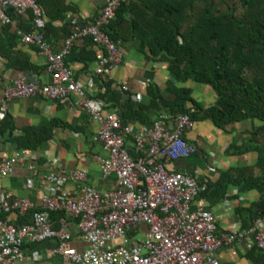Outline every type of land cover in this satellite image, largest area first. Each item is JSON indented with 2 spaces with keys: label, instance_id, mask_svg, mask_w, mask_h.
Segmentation results:
<instances>
[{
  "label": "built area",
  "instance_id": "2783aa9c",
  "mask_svg": "<svg viewBox=\"0 0 264 264\" xmlns=\"http://www.w3.org/2000/svg\"><path fill=\"white\" fill-rule=\"evenodd\" d=\"M126 1L105 0L93 20L76 25L61 50L53 51L43 36L44 13L34 0H0V26L12 23L9 8L19 15L30 12V30H18V34L22 42L36 45L45 55L50 73L44 84L16 78L6 86L0 101V123L11 99L41 96L65 102L74 95L97 124L93 138L105 154L100 161L102 176L115 180L110 189L80 186L76 198L65 188L66 182H83L87 169H74L68 176L48 171L43 175L39 208L27 198L1 194L0 213L6 218L0 219V264H219L216 251L248 235L258 249H264V215L243 229L218 236L213 212L192 208L193 199L207 189V183L186 171L167 169L169 162L195 152L185 136L193 126L189 113L161 111L151 125H123L116 111L103 110L102 101L94 98L88 79L108 80L123 60L105 28ZM87 36L92 41L95 67L77 78L65 60L74 40ZM119 86L126 90V81ZM133 99L140 101L142 95L135 93ZM193 111L191 108L190 113ZM31 158L22 149L0 158V175H8L18 161H26L27 168L37 175L39 170ZM28 210L33 211L31 221L16 225L11 216ZM56 211L69 218H61L57 227L51 218ZM141 224L146 225L144 231L139 230ZM48 239H55L56 245L43 250L27 247ZM77 239L81 245L74 243Z\"/></svg>",
  "mask_w": 264,
  "mask_h": 264
},
{
  "label": "crops",
  "instance_id": "0c3cea01",
  "mask_svg": "<svg viewBox=\"0 0 264 264\" xmlns=\"http://www.w3.org/2000/svg\"><path fill=\"white\" fill-rule=\"evenodd\" d=\"M64 1L74 11H68L64 21L54 22V25L59 27L61 24L70 22L71 31L80 26V23L84 24L86 21L93 20L105 3V0ZM7 14L12 23L0 32V101L4 88L13 79L26 80V71L35 77L37 83L44 84L50 79L45 55L36 45L22 42L18 34V30L22 33L30 30V12L19 15L9 8ZM75 21L76 24H73L72 22ZM3 26H0V29ZM124 32V37L116 41L123 54V60L111 73L109 78L111 87L121 91L122 101L134 100L135 93L142 95V101L146 97V89L150 83L157 84L165 94L173 95L181 84L171 80L167 63L149 60L146 56L148 51L143 47L141 40L131 36L127 29ZM56 36L58 35L49 37L46 41L53 51H59L63 46L64 39L56 38ZM87 38L89 37L75 39L71 49L78 53L76 51L86 47ZM15 53L27 56L31 67L18 69L11 66L8 55L13 56ZM68 65L75 76L81 78L86 71H92L95 60L84 69L80 62H70ZM88 80L92 83L91 90L94 98L100 99L97 95L104 91V88H101V79L94 77ZM122 81H126V90H122L119 86ZM185 85L191 88L192 96L202 107L213 104L215 94L209 86L191 81H187ZM100 100L102 109L105 111H116V108H119L118 104H114L115 108H110V103H114L113 100L112 102L108 99ZM262 124L264 121L248 119L220 129L209 120L193 121V126L185 136L187 141L195 147V152L188 157L169 162L166 167L168 170L186 171L197 181L206 182L208 187L215 186L222 172L235 175L239 168L249 167L254 176L264 177V169L256 166L260 152H264V131L254 133V130ZM48 125L53 126L51 137L42 141L37 149L24 150L32 157V163L39 170L38 174L34 176L31 173L26 161L16 162L8 175H0V195L9 193L24 197L39 208L44 186L43 175L46 172L53 171L68 176L72 170L81 168L87 169L86 179L83 182L68 180L65 185L73 197L77 198L80 194V186L89 185L99 190L115 186L113 176L107 178L102 176L100 161L105 154L101 143L93 138L97 124L91 120L74 95L65 102H56L41 96L11 99L8 102L6 117L0 123V158H9L13 155L17 149L11 140L23 135L25 128ZM134 126H137V123H134ZM127 145L129 149H132L129 140ZM260 186L261 188L258 185L245 189L244 182H228L222 197L216 198L214 192L198 195L192 201V208L213 212L215 234L218 236L232 229H243L252 221L251 218L263 213L264 183ZM11 217L16 221V215ZM73 232L76 234L74 228ZM74 243L81 245L78 239L74 240ZM255 247L250 235L240 237L233 244L216 251L218 262L219 264H255L256 257H248L249 252ZM258 250L264 255V249Z\"/></svg>",
  "mask_w": 264,
  "mask_h": 264
},
{
  "label": "trees",
  "instance_id": "16d2710c",
  "mask_svg": "<svg viewBox=\"0 0 264 264\" xmlns=\"http://www.w3.org/2000/svg\"><path fill=\"white\" fill-rule=\"evenodd\" d=\"M34 1L46 19L44 40L55 35L62 40L68 37L72 32L70 22L59 27L54 22H63L66 13L74 11L73 8L64 0ZM9 25L3 26L0 32ZM126 29L131 36L141 40L149 60L167 63L171 80L181 86L170 96L157 84L150 83L142 101H122L121 91L112 88L109 79L101 80L104 91L97 97L113 100L110 108L119 105L116 111L123 125L131 122L151 125L161 111L172 115L189 113L193 121L209 120L220 129L248 119L264 121V0H127L117 8L105 31L116 42L124 37ZM85 46L76 51L78 53L71 49L65 61L80 62L83 69L88 67L95 60L90 38L85 41ZM8 56L9 64L15 68L31 67L27 56L19 53ZM187 81L209 86L215 94L213 104L202 107L192 96L191 88L185 85ZM191 108L194 111L190 113ZM52 128V125L28 127L23 135L11 141L17 150L37 149L42 141L51 137ZM254 131L262 133L264 124ZM130 152L134 154V149L130 148ZM263 165L262 151L256 166L264 169ZM263 179L254 176L249 167L239 168L235 175L222 172L215 186H207L199 195L214 192L216 198H220L227 183L232 181L244 182L245 189L258 185L261 188ZM262 207L263 213L255 217L264 215V200ZM32 212L28 210L17 215L15 224L30 222ZM5 218L6 215L0 213V219ZM51 218L55 227L61 218L69 219L62 211L51 213ZM56 243L55 239H48L27 247L43 250ZM253 256L256 257L255 264L264 263V255L257 247L249 252L248 257Z\"/></svg>",
  "mask_w": 264,
  "mask_h": 264
},
{
  "label": "water",
  "instance_id": "95a60500",
  "mask_svg": "<svg viewBox=\"0 0 264 264\" xmlns=\"http://www.w3.org/2000/svg\"><path fill=\"white\" fill-rule=\"evenodd\" d=\"M7 11H8V9H7ZM82 24L83 23H80V25H82ZM25 77H26V80L28 82L33 83V84H36L37 83L35 77L32 76V75H29V73L27 71L25 72Z\"/></svg>",
  "mask_w": 264,
  "mask_h": 264
},
{
  "label": "rangeland",
  "instance_id": "374dc122",
  "mask_svg": "<svg viewBox=\"0 0 264 264\" xmlns=\"http://www.w3.org/2000/svg\"><path fill=\"white\" fill-rule=\"evenodd\" d=\"M146 229V225L145 224H141L140 226H139V230L140 231H144Z\"/></svg>",
  "mask_w": 264,
  "mask_h": 264
}]
</instances>
